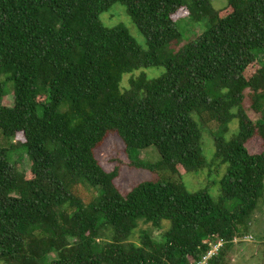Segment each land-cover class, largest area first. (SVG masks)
Masks as SVG:
<instances>
[{
  "label": "trees",
  "instance_id": "obj_1",
  "mask_svg": "<svg viewBox=\"0 0 264 264\" xmlns=\"http://www.w3.org/2000/svg\"><path fill=\"white\" fill-rule=\"evenodd\" d=\"M114 3L126 6L146 50L123 26L102 24ZM184 11L209 27L168 53ZM155 67L165 73L131 76L122 88L125 74ZM2 77L0 264H44L48 256L47 264H196L217 238L224 246L208 264H226L264 200V149L248 148L255 138L264 145V0L220 9L210 0H0ZM3 82L14 83L12 107L3 105ZM233 120L238 130L227 137ZM207 133L210 163L225 166L217 197L172 182H143L122 195L120 167L106 171L95 155L116 134L130 168L182 175L208 166ZM151 146L158 162L134 157ZM18 149L30 170L11 161ZM140 224L147 228L138 243L129 241Z\"/></svg>",
  "mask_w": 264,
  "mask_h": 264
},
{
  "label": "rangeland",
  "instance_id": "obj_2",
  "mask_svg": "<svg viewBox=\"0 0 264 264\" xmlns=\"http://www.w3.org/2000/svg\"><path fill=\"white\" fill-rule=\"evenodd\" d=\"M213 7L216 9L223 8L227 5L228 0H210ZM180 14V15H179ZM184 12H179V18L177 20V26L180 32V39L177 42L175 50H168L167 52H176L183 45L193 41L198 35L203 33L208 27L209 22L206 19L200 21H194L193 19L187 18ZM100 20L103 25L107 27L123 26L128 30L131 36L136 40L137 44L143 49H147L145 37L140 33L137 26L133 23L131 17L127 13L126 6L121 3H114L107 11L100 15ZM260 59V55H259ZM258 65L256 64V69ZM140 73L145 74L148 78H158L165 73L163 67L146 68L134 71L130 74H125L122 80V88L128 87V80L131 76H137ZM4 77L0 79L3 81ZM4 85V96L3 105L12 107L14 105V83L3 82ZM245 105L247 106L248 113L251 118L256 119L258 115L251 110L250 101L247 99ZM215 129V126H212ZM238 123L233 120L226 132V136L229 137L233 133L237 132ZM23 140V136L18 134L16 142ZM203 141V154L209 163L208 166L202 170L196 172H189L184 174H175L171 171L164 169L157 172H152L148 169L143 168H130L128 166V160L124 154V143L120 137L116 134L108 135L103 143L96 149L95 155L99 160L100 164L106 171L113 170L116 165L120 167L119 176L115 179V185L118 191L122 195L129 193L134 187L143 182H172L182 183L183 186L189 192H198L200 190H206L213 197H217L219 194V182L225 172V166L219 167L217 164L212 165L211 159L214 153L213 140L207 133L202 138ZM2 132L0 131V146H6ZM248 148L251 153H259L263 151L264 145L260 138H255L248 143ZM134 157H139L151 163H156L160 160L161 156L154 146H151L145 150L134 151ZM12 162L18 164L20 171H28L31 168V162L24 149H18L14 154L10 155ZM118 159V160H117ZM119 160L123 163L119 165ZM91 196H98L100 193L98 189H89ZM79 194L87 198V192L84 188L79 189ZM236 201H228V208L233 209ZM165 228L169 226L168 222L165 223ZM149 227V226H148ZM147 228V226L140 224L136 228L129 241L138 243L140 230ZM159 231H154V235L158 236ZM51 256L43 260L44 264H47ZM264 263V200L260 203L259 208L254 214V220L251 225L249 232L246 236L238 237L234 240L233 245L227 251L226 264H262Z\"/></svg>",
  "mask_w": 264,
  "mask_h": 264
},
{
  "label": "built area",
  "instance_id": "obj_3",
  "mask_svg": "<svg viewBox=\"0 0 264 264\" xmlns=\"http://www.w3.org/2000/svg\"><path fill=\"white\" fill-rule=\"evenodd\" d=\"M209 250L202 256L196 264H208L210 259L217 254L218 251L224 246L225 241L222 238L211 239L207 242Z\"/></svg>",
  "mask_w": 264,
  "mask_h": 264
}]
</instances>
